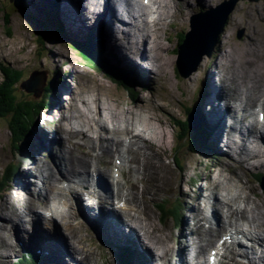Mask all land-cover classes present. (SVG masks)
I'll return each instance as SVG.
<instances>
[{"label": "bare ground", "instance_id": "1", "mask_svg": "<svg viewBox=\"0 0 264 264\" xmlns=\"http://www.w3.org/2000/svg\"><path fill=\"white\" fill-rule=\"evenodd\" d=\"M201 1L211 3V7L219 3L218 0ZM201 1L56 0V7L61 13L60 20L69 33H71L69 26L75 28L74 36L84 37L88 32H94L91 34L95 36L97 33L102 40L103 55L114 63L131 69L134 75L136 74L137 78L144 82V86L152 88L154 95L161 85L160 71L164 69L165 64L161 53L163 46L161 31L164 29V24L166 23V26L173 24V19L170 18L171 11L178 10L186 14L191 4L201 12L210 9V5L207 7ZM30 2L33 6H39L35 1L30 0ZM262 5L257 12L260 17L264 14V4ZM39 9L41 11V8ZM191 10L194 9H190V12ZM241 15L244 16L242 11L239 13L237 11L233 15V27L240 21ZM62 16L65 21L62 20ZM189 27L191 28L190 20ZM233 27L230 26L228 34L223 39V51L216 57L217 60L209 58L203 61V68L208 66L211 73L199 70L196 74V79L203 75L209 83L206 84L208 88L205 90V101L201 111L211 121L215 142L212 152L217 154V159L212 162L213 169L205 175L207 183L196 192L197 202L194 204L185 202L188 205L187 216L176 230L175 236L167 234L166 231H164L165 236L157 235L160 230L153 223V216L147 203L151 193H153L152 199L159 197L161 188L169 177L164 179L163 176L160 177L163 169L157 166L153 159V156L159 153V147L155 146L158 143L157 136L160 129L155 123L158 120L157 114L147 109L144 102L131 106L130 111L129 108L119 109L118 107H122L120 104L110 105L111 101L116 102L115 96L113 94L106 96L101 92L104 87L100 81L89 79L88 77H92L85 75L88 81L81 82V86L73 90L72 83L63 84V90L70 92V95L66 94L70 100L68 104L61 105L64 101L60 98L56 101L61 107L65 121L62 125L63 134L51 135L37 126V133L34 136L37 151L47 150L50 154V149H55L56 146L60 148L59 155H53L55 168L60 175L70 181L72 198H67V189L64 186L57 185L58 172L49 164L41 166L40 185L32 182L30 171H21L16 179L17 186L29 190L31 195L36 192L39 204L49 208L45 213L48 216L53 215V210L55 218L43 223L42 220L47 218L44 214L40 216L25 202L13 201L8 197L4 204L0 205L2 210L0 258H12L21 253L22 248H31L51 256L46 264H86L85 259L90 253L81 243V233L89 227L80 220L76 212L78 205L81 214L106 247L112 248L110 244L112 241L118 246L130 245L133 248L128 259L130 264H172L173 256H176L179 264H210L218 255H212L208 251L209 248L215 253L223 251L224 259L228 258L223 264H264V193L256 190L254 182L250 179L251 175H247L253 170L264 171V75L258 71L264 68V62L260 64L255 62L254 69L242 68L241 64L254 60V54L256 58L264 56V44L258 48L259 43L252 41L249 32L247 40L250 41L235 46L232 50ZM183 41L181 43L178 41L176 47H180ZM18 44H22L19 48L25 47L20 40ZM254 46L256 47L253 48ZM16 47V45L11 46L4 55H14L17 52ZM58 49L69 56L63 47L58 46ZM48 50L52 56L54 47L50 46ZM257 52L259 54H256ZM71 61V58H67L63 63L67 64ZM45 62L50 66V57L46 58ZM141 62L143 64H140ZM227 64L233 65L231 76H228L231 71H226L229 68ZM148 67H152L155 74L149 71ZM224 70L225 74L221 75V71ZM191 85L189 83V89ZM58 92H62L60 88ZM143 100L145 101V98ZM79 102L83 103L85 110L79 106ZM174 104L170 102L165 105V111ZM152 105L157 108L156 104L152 103ZM137 106L141 108L136 111L134 107ZM238 108L242 110L241 114L237 111ZM260 113L263 114V119L259 117ZM46 115L52 116L50 113ZM248 116L253 120L249 119L250 122H247ZM49 120L56 119L53 120L51 117ZM188 126L191 133L185 130L186 141L191 134H194L196 125L194 122L188 123ZM184 128L186 129V126ZM78 138L84 143L79 142ZM91 141L94 143L92 148L87 146ZM122 146H126L125 152L121 150ZM97 149L100 150V155L94 153ZM222 150H226L225 155ZM192 151L200 155L197 174L201 175V172L205 173L202 168L204 159L209 160L210 157L203 156L201 150ZM115 154L126 158L129 163L128 170L137 175L136 179L130 180V176H124V170H122L123 179H120L116 172L113 174ZM97 159L104 163L103 168L100 167ZM123 167L116 165L117 172ZM185 170L186 168L180 176L177 193L188 198L191 197L190 184L193 181L189 182L190 175L186 185L182 186ZM96 176L98 186L105 191V196H100L99 213L94 211L96 207L92 202L84 201L85 194L89 196L88 200L92 201L99 192L83 189L86 186L93 187L95 180L93 177ZM170 177L169 188L172 180V176ZM112 196L118 201L112 202ZM114 203L120 205L119 208H116ZM9 208L12 211H9ZM209 211L214 226L207 227L203 222L210 220ZM27 224L33 225L36 229L32 237L28 233L30 228ZM15 226L19 227L20 236L17 240H11L9 228ZM167 231L171 232V228ZM186 231H189V235H186ZM223 234L227 239L217 243L216 238ZM240 235L249 240L251 245L247 243L244 246L243 239H239ZM229 238L238 241L233 244L229 242ZM235 247L238 249L236 252ZM114 250L119 251L118 248ZM121 250L128 252L124 248ZM78 254H81V259H78ZM16 258L15 261L20 264Z\"/></svg>", "mask_w": 264, "mask_h": 264}, {"label": "rangeland", "instance_id": "2", "mask_svg": "<svg viewBox=\"0 0 264 264\" xmlns=\"http://www.w3.org/2000/svg\"><path fill=\"white\" fill-rule=\"evenodd\" d=\"M31 1L33 2L34 0H31ZM46 1L47 0H37L36 2L38 3V5H45ZM219 1L221 0H218V2ZM201 2L204 5H207V7L211 4V3H205L203 1ZM247 4H250L252 6L247 5ZM262 4H264V0H256V1L236 0L234 3L233 9L228 14V18H227L226 24L224 25L223 31L220 33V35L217 38V44L214 46L213 54L210 57H208V55L206 56L204 55L202 60L199 63V68L197 69V71H194L188 77H183L182 75L178 73L176 69V61L178 60L177 52L179 49V47H176V46L178 44V41L181 38V35L186 34L190 29L189 27L190 16L192 14H195L200 9L197 10L191 4L188 7L189 12L187 11L186 14H182V12L181 11L178 12V10L177 12H175L174 10L173 11L170 10L171 11L170 18L173 19L172 23L174 25L167 24L166 26V23H165L164 29L161 31L162 32L161 43L163 45L161 48V53L165 60V64H164V69L160 71L162 72V74L159 77L160 78L159 83H161V85L159 88H157L156 94L154 95L152 93L153 91L151 90L152 88H147L145 86L142 87V84H135V82L127 78H124L120 76L119 74H117L118 77L117 76L103 77L101 75L96 74L94 71H91V69L89 70L88 68H83L82 66L77 64V62H80V59L74 54L75 52L69 48L70 46H68V42L65 39L61 38L60 40L64 42L65 47H63L61 43L58 45H56L55 43H52L50 45V46H53L55 49L52 56H50V66L55 67V68L59 67L56 73L57 77L55 78V86H60L61 84L63 85V82L66 81L68 83H73V86H72V90H73L76 87L81 86V82L86 83L88 79L85 77V75H90L92 78L88 77L89 79L96 80L98 82L100 81L101 85L104 87L101 89L102 93H104L106 96H108L109 94H113L115 96L116 102L111 101L110 105L116 106L120 104L122 105V107H118L119 109L127 110V108H129L128 111H130L131 106L144 102L147 109H150L155 114H157L158 120L155 121V123L158 125L160 129L158 130L159 133L157 136L158 143H156L155 146L156 148L159 147V151H158L159 153L154 155L153 159L156 165L157 166L159 165L163 169V171L160 173V177L163 176V179H164L169 176L167 178L165 185L163 184L161 188L162 190H161V194L159 195V197L152 199L153 193H151L150 199L147 201L148 206L150 208V212L153 216V223L160 230V232H157L158 236H165L164 231H166L167 234L172 235V229L173 228L176 229L178 227V224L175 223V219L172 216V214L170 212L168 213L165 212V209L166 208L169 209L170 206L175 205L177 203L182 204L184 201H187L183 199L182 195L180 196L179 193H177L178 188H179V183H180V176L181 174H183V169L186 168L184 176H183V180H182L183 181L182 186L186 185V181L188 177L191 175L189 177V182L190 180L193 181L190 184V195H192V197H195V193L199 190V188L201 186H204L207 183V181L205 180V175L206 173H209L213 169L212 166L206 167L204 165L202 166V168L205 171V173L200 171L201 175L199 173L197 174V170L200 167V155L198 153H191L187 150L188 148L187 145H189L192 139L194 138L192 136L194 134H191L188 137V140L186 141V139L184 140L185 128L182 129V127L187 125V122L185 120L187 117L188 109L192 106L193 102L198 98V92L201 87V83L203 84V82H205V85L206 84L209 85L208 80L204 79L203 75L199 79H196V74H198L199 70H201L200 72H207V73L210 72L208 66L203 68L204 66L203 61L209 58H211L212 60H217L216 57L222 54L223 39L225 35L228 34V30L230 26L233 27L232 18H233V15L237 11L238 13L242 11V13H244V16L241 15L240 16L241 22L239 21L237 25L234 26L235 28L233 27V30L230 29L231 32L233 33L231 37L232 50H233V47L238 46V45H244L245 43L250 41V40H247V37H249V32L251 33L252 41L259 43L257 44L258 48L262 47V44H264V14L262 17L258 16L257 14L258 10L261 8V6H263ZM40 8L42 10L43 6H40ZM210 8H211V5H210ZM246 8L249 9L251 13ZM190 9H194V10L193 11L191 10L190 12ZM28 15H32V12L30 11V9L28 10ZM60 16H61V13L57 11V17L59 20H60ZM61 18L63 21H65L64 16H62ZM259 19L260 21H258ZM105 21L107 22V18L105 19ZM41 22L43 23L42 20ZM247 24H249V26H247ZM44 25H43L44 27L47 26L46 24ZM70 27L71 28L73 27L69 26V31L71 32V34H73V32L75 31V28L70 29ZM37 32L38 30L36 27V22H33V21H31V24L29 23L28 30L26 32L27 36L24 35L22 37V40L16 39L13 37H8L4 35L3 32L0 31V48H2L0 50V67H3L5 64H9L10 66H13L16 69L23 70V74L25 76L29 75L34 70H38V71H41L43 69L44 71L50 70L45 65V59L48 53L46 48L48 47L49 43L48 44L45 43L41 45L34 43L33 37L37 34ZM183 39H184V36H183ZM19 40L23 44H25L24 48H19L22 45V44H18ZM234 43L236 45H234ZM13 45L17 46L16 47L17 52L14 53V55L5 56L4 54L6 53V50ZM58 46L63 47L67 51L69 56H66L63 53H61V50L58 49ZM255 47L256 46H254L253 48ZM28 52H30V55H28ZM17 53H19L20 55ZM256 54H259V53L257 52ZM44 55L45 57H43ZM70 55L72 56V59H73L72 64L71 62L64 64L63 61H66L67 58L70 59L71 58ZM26 58L29 61H27ZM253 58L254 60L250 62L241 63L243 65L242 68L252 69L253 67L254 69L256 64H260L264 62V56L262 57L259 56L256 58L254 54ZM130 61L134 62L132 60ZM140 64H143V62H141ZM226 66L229 67L227 68L226 71H231V73L228 76H231L233 74V69H234L233 65L227 64ZM45 68H48V70H46ZM150 68L151 70H153L152 67ZM71 71L74 72L73 76L75 75L73 80H72ZM258 71L264 75V68L263 69L260 68ZM63 72H66V73L64 74ZM154 74H155V71H154ZM220 74L221 75L225 74V70L221 71ZM3 78L4 76L2 72L0 71V93L4 89H7L6 85H3L2 83ZM53 78H54L53 76L52 78H50L51 82ZM92 83H95V82H92ZM189 83L192 84L191 85L192 87L190 89H189ZM62 85L60 87V91H63L64 85L63 86ZM207 85L205 87L206 89L208 88ZM14 88L17 90L18 82L14 85ZM8 90H10L11 93L15 92L14 89L12 88ZM67 92L68 91H63L61 94L55 96V100L57 98L58 99L61 98L62 96V100L64 101V104H61V105H65V103L68 104L70 100L67 97L69 96L67 95L66 98L64 96ZM15 93H16L15 94L16 96L20 97L19 98L20 100L26 99V100L32 101V100L37 99L32 93L26 92L25 90H22V88H19ZM44 97H45V94L42 95V99ZM143 98H145V101L143 100ZM203 98H204V94H203ZM170 102L175 103V104L172 105L167 111H165V105H168ZM152 103L156 104L157 108H154ZM79 106L82 107V109L84 108L85 110V106L83 105L82 102H79ZM134 108L137 111L141 108V106H137ZM59 114H60L59 112L54 113L51 117L53 118V120L54 119L57 120ZM56 120L53 122L51 120L48 121L47 119L43 117L42 114H40L38 117V121H37L38 123H33V125L29 127L30 136L28 137V142H27L28 145L26 146L27 148L24 147L23 150L20 152L18 143H15V141L13 140V136L11 132L9 131V128L7 125L8 120L6 119L5 121L3 119H0V178L4 176V174L7 172L6 167L8 166L9 163H15V165H20L19 171L21 169L23 170L22 164H23V159L26 155L28 156L34 155L33 159H31L30 162H28L29 160H27L26 161L27 163L24 165L26 168L29 166L31 167V169H28V170H30V172L32 173V176L30 178L32 182L37 183V184L41 183V179H42L41 166H43L44 164H49L50 167L54 169V171H57V169L55 168V161L53 159V155H59L58 151H60V148L56 146L55 149H50L52 153L51 155V153L49 154L47 150H44V152L43 150L37 151L36 145L34 143V136L37 133V130H36L37 126H39L41 129H44L46 133H49L51 135L56 134V132L62 133V130H63L62 125L65 124V121L62 118L61 120L62 124L59 125V123ZM127 123H130V122H127ZM78 140L81 141V143H84L83 140L81 139H78ZM93 145H94L93 141L87 144V146L90 148H92ZM125 149H126V146L121 147V150L123 152H125ZM187 152H188L189 157L186 156ZM95 154L100 155V150L97 149L95 151ZM214 159L215 158L211 160L204 159V164L207 163L208 165H210ZM97 160L99 161L101 167L105 166V165L102 166L103 162L100 159H97ZM119 161H120V164H118ZM113 162L115 163V165L117 164V165L124 166L123 167L124 176L126 177L130 176L129 177L130 180L136 179L137 175L134 172L130 173L128 170L129 163L126 161V158H123L119 154H115ZM24 170L26 171V169ZM116 170L117 168L113 167V171L116 172ZM262 173H264V171L255 172V170H253L251 173L247 175H251L250 179L254 182L256 186V190L258 192L264 193V188L260 185L261 178H259V175H258ZM170 176H172V180H171L170 188H169L168 182L171 179ZM64 177L65 176L60 175L58 172L57 174L58 181L56 182L58 186L66 187V181ZM121 179H123V176ZM194 180L196 181L194 182ZM16 181L17 180L15 181L13 180L11 183H5L4 186L0 185V205H3L4 201L8 197H10L11 199H13V201L25 202L30 208L44 210L45 209L44 205L39 204V198L37 196V193L33 192V194L31 195L30 194L31 192L29 190L23 189V188H20V186H17ZM166 186H167V189H166ZM67 198L69 199L71 198V195L68 192H67ZM114 200H116V198H114ZM188 200L190 202H194V203L196 202V200H193V199H188ZM9 211H12V209L9 208ZM1 212L2 210H0V213ZM209 215L211 216V211H209ZM186 216H187V212H185L183 220L186 218ZM205 224L207 227L209 225L214 226V224L211 223V218H210V221L205 222ZM170 228H171V232L167 231V229H170ZM19 231H20L19 227L15 226V228H13V233L11 234H13V236H16L19 234ZM84 243L87 244L86 242ZM171 244L172 243H170V245ZM85 248L86 250H89V253H90V255L88 256L89 259H86L88 264H106L105 259L103 255L101 254V252L98 251V248L96 251L92 250V248L90 247L87 248V246H85ZM14 260L11 259L9 264H13ZM6 261L7 260L3 258L2 263L4 262V264H6Z\"/></svg>", "mask_w": 264, "mask_h": 264}, {"label": "water", "instance_id": "3", "mask_svg": "<svg viewBox=\"0 0 264 264\" xmlns=\"http://www.w3.org/2000/svg\"><path fill=\"white\" fill-rule=\"evenodd\" d=\"M236 0L226 1L220 10L209 13L207 16L194 19L192 30L186 34L185 40L178 49L176 68L180 75L188 77L199 68L204 55L211 56L216 40L227 21L229 12L233 9ZM31 17L23 0H0V31L8 37L22 40L26 35ZM27 36V35H26ZM87 68L98 75L106 73L94 61H85ZM33 71L29 78L21 83L22 90L40 97L45 78ZM200 115L199 101L193 102L187 114L188 123H196Z\"/></svg>", "mask_w": 264, "mask_h": 264}, {"label": "trees", "instance_id": "4", "mask_svg": "<svg viewBox=\"0 0 264 264\" xmlns=\"http://www.w3.org/2000/svg\"><path fill=\"white\" fill-rule=\"evenodd\" d=\"M47 0L45 4L48 2ZM52 2V0H50ZM38 35V43L45 44V39L42 35V33H37ZM70 36V35H69ZM183 34L181 35V39L179 40V43L183 40ZM71 42L74 45L76 49H78L79 56L84 61H94L97 63L101 69L106 73V75L110 77H115L117 74L121 76V71L116 69L113 64L108 62L107 60L101 58L97 51H100V47L96 45V43L88 38L86 41H78V39H73L70 36ZM50 53V50H48ZM5 69L7 71L5 72L6 79L3 80V85H6L7 89H4L0 93V119H3L6 121L8 120V128L13 136V140L15 143H18L19 151L21 152L24 147L28 145V137L30 136V126L33 125L34 118L36 117L37 113L39 112L40 108L36 101H29L26 99H19V96H16L15 92L17 91L14 88L15 83L21 82V80H24L23 77L25 75L23 74V70L21 72L19 71H10L11 68L9 66H5ZM58 69V68H55ZM33 72V71H32ZM31 72V73H32ZM126 72V71H125ZM31 73L29 75H26V79L30 77ZM118 77V76H117ZM25 79V80H26ZM122 81V80H121ZM14 89L15 92H10L8 89ZM52 86H47L45 88V103H49L48 100L51 97L50 94ZM53 102V100H52ZM42 104V103H41ZM49 105H51L49 103ZM42 108V106H41ZM185 122V121H184ZM179 123V121H178ZM185 127V126H184ZM182 127V128H184ZM188 123L186 125V129L188 133L190 134V130L188 128ZM205 129V128H204ZM204 130L201 132V136L203 137ZM185 137V136H184ZM187 138H184V140ZM194 140V141H193ZM200 141V138L195 135L192 141L190 142L189 146H187V150L194 153L191 149H194V147H198V143ZM195 142V143H194ZM199 150V149H196ZM17 166H15V163H9L6 167L7 172L4 174V176L1 177V184L5 185V183L10 179L11 174H13L14 170ZM165 212H170L172 215H176V210H169L168 208L165 209Z\"/></svg>", "mask_w": 264, "mask_h": 264}]
</instances>
